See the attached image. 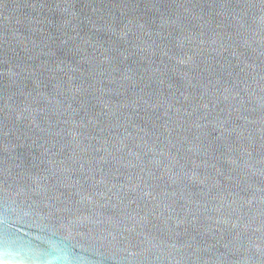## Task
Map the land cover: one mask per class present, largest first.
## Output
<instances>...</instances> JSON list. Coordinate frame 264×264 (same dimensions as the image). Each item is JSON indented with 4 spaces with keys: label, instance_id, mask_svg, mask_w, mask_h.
<instances>
[{
    "label": "water",
    "instance_id": "obj_1",
    "mask_svg": "<svg viewBox=\"0 0 264 264\" xmlns=\"http://www.w3.org/2000/svg\"><path fill=\"white\" fill-rule=\"evenodd\" d=\"M264 264V0H0V262Z\"/></svg>",
    "mask_w": 264,
    "mask_h": 264
},
{
    "label": "clouds",
    "instance_id": "obj_2",
    "mask_svg": "<svg viewBox=\"0 0 264 264\" xmlns=\"http://www.w3.org/2000/svg\"><path fill=\"white\" fill-rule=\"evenodd\" d=\"M59 264H73L72 260L65 253L59 258Z\"/></svg>",
    "mask_w": 264,
    "mask_h": 264
},
{
    "label": "bare ground",
    "instance_id": "obj_3",
    "mask_svg": "<svg viewBox=\"0 0 264 264\" xmlns=\"http://www.w3.org/2000/svg\"><path fill=\"white\" fill-rule=\"evenodd\" d=\"M0 264H5V263H1V262H0Z\"/></svg>",
    "mask_w": 264,
    "mask_h": 264
}]
</instances>
